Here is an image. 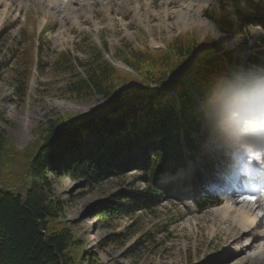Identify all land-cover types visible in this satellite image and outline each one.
Segmentation results:
<instances>
[{
  "label": "rangeland",
  "instance_id": "374dc122",
  "mask_svg": "<svg viewBox=\"0 0 264 264\" xmlns=\"http://www.w3.org/2000/svg\"><path fill=\"white\" fill-rule=\"evenodd\" d=\"M98 1L86 0L87 8L83 7L80 11L83 14L73 21V14L67 16L70 20L64 19L62 8L50 2L0 0V126L9 135L10 142L19 152L23 151L36 139L37 127L58 114H81L86 118L101 114L99 109L105 101L100 98L76 100L67 93L65 88L74 74L54 64L61 53H70L79 62H86L94 51L100 50L106 62L131 74L124 63L131 50L146 47L163 50L180 35L195 38L199 47L211 38L222 44L229 54H220L223 56L221 71L215 75L218 83L225 85L226 98L215 104L213 116L204 115L219 135H208L211 140L201 143L204 145L202 155H197V149L186 150L187 167L161 175L158 184L170 190L162 196L156 209L133 218L110 221L108 227L93 215L100 203L111 201L128 189L136 172L89 190L81 180L70 178L61 170L59 176L49 178L51 191L63 201L64 223L84 244L86 254H94L93 258L98 256L105 264H264V255L261 259L259 255L254 256L264 246L261 237L264 236V169L259 179L253 181L255 185H262L256 192L247 189L248 178L240 174L244 166L260 164L257 162L260 157L261 167L255 168V172L260 174L264 168V134L260 133L264 132V127L258 133L247 127V121H254L249 120L252 116L256 117L254 124L264 123V67L249 63L253 57L264 62V48L260 43L262 30L249 25V34L227 36L219 32L223 37L218 39L212 28L192 29L182 25L178 5H170L167 0ZM187 1L194 5L193 13L199 9L204 20L218 32L205 14L217 6L219 0ZM245 3L243 0L242 4ZM168 12L172 13L170 18H166ZM26 52L31 53L35 63L27 95L21 97L17 92L18 77L23 71L19 58ZM243 84L257 91L245 92ZM254 93L258 101L253 99ZM197 95L195 91L199 100ZM234 114L241 115L237 126ZM194 132L192 135L199 143L205 128ZM207 155L213 159L212 166L203 164ZM237 162L240 164L237 185L222 190L229 176L227 170ZM201 173L202 183L197 185ZM226 192L228 197L235 195L237 204L228 202ZM249 195H256L259 204L252 206L242 201V196ZM224 208L237 211V216L232 214L224 219L219 213ZM250 215L252 223L248 221ZM235 217L245 222L247 228L236 225ZM246 229L249 232L245 234ZM149 231L154 233V241L146 239L145 247L138 249L140 238ZM253 233L258 234V243L251 247L249 240ZM115 234L125 236L124 245L108 240Z\"/></svg>",
  "mask_w": 264,
  "mask_h": 264
},
{
  "label": "trees",
  "instance_id": "16d2710c",
  "mask_svg": "<svg viewBox=\"0 0 264 264\" xmlns=\"http://www.w3.org/2000/svg\"><path fill=\"white\" fill-rule=\"evenodd\" d=\"M242 1L219 0L205 18L227 36L249 34V25L258 27L264 48V2ZM197 44L195 38L180 35L163 50H131L124 60L131 74L106 62L100 50L86 62L67 52L58 56L54 64L74 74L65 88L70 97L100 98L106 104L99 116L58 114L48 119L20 152L0 126V264H105L86 254L84 244L64 223L63 201L51 191L49 179L61 170L89 190L136 172L128 189L98 205L93 215L104 227L156 209L169 192L158 184L161 175L185 165V150L199 153L200 143L219 135L204 115L213 116L215 104L226 98L225 85L215 75L221 71L220 54H229L211 38L201 47ZM19 59L23 71L17 92L26 97L35 59L30 52ZM249 63L264 67L255 57ZM201 127L205 135L198 143L192 134ZM205 160L212 166L209 155ZM153 236L147 232L136 247L141 250ZM123 237L115 234L108 240L124 245Z\"/></svg>",
  "mask_w": 264,
  "mask_h": 264
},
{
  "label": "bare ground",
  "instance_id": "6f19581e",
  "mask_svg": "<svg viewBox=\"0 0 264 264\" xmlns=\"http://www.w3.org/2000/svg\"><path fill=\"white\" fill-rule=\"evenodd\" d=\"M42 1L50 2L53 5L60 6L62 8V12L61 13L64 14V19H67L68 18L67 16H70V14H73V21L74 20H78L80 18L81 14H83L82 12H80L81 10H83V7L85 8V6H86V8H87V5L84 3V2H86V0H42ZM87 1L90 2V3H92V1H94V0H87ZM95 1H98V0H95ZM100 1H103V0H100ZM100 1H98V2H100ZM167 1H168V4H170V5L172 3L178 5V8H179V10L181 12V14H180V17L181 18L179 19V21L185 27H191L192 29L194 27L195 28H204V29H207V30L209 28H212L214 30L213 32L215 33V36H217L218 39L223 37V36H221L219 34V32H217V30L213 27V25L210 22H208L207 20H204V17L202 15V13L200 11H198L199 9L195 13H193V10H194L193 6L194 5L191 2H188L187 0H167ZM137 3H139V0H138ZM75 7H76V9H75ZM198 8H200V7H198ZM171 16H172V13H169V12L166 13V18L167 17L170 18ZM70 19L71 18L69 17L67 20H70ZM238 118L240 119L241 118V115H237V114H234L233 115V120L235 121L234 122L235 126L238 125V122H239V119ZM251 119H253L254 121H256V117H253L252 116V118H250L249 120H251ZM254 121L253 122L247 121V123H248L247 124V127L248 126L252 127V130L255 129V132L258 133V132H260L261 128L263 129L264 123L254 124ZM257 125H259L260 128L257 127ZM229 132H231V129L229 130ZM260 133H261V135L264 134V132H262V131ZM230 134H232V132ZM262 138H264V137H262ZM263 141H264V139L262 140V142ZM262 142H260V143H262ZM262 145H264V144H262ZM260 156H261V153H259V157ZM260 158H258L257 162L261 164ZM260 164H257L256 166L253 165V164H251L250 167H247L246 166L247 168L244 166L243 167V170L244 169L245 170L244 171L241 170L240 171V174L244 173L245 171H249V169H250V172L253 171V170H251V168H253V167L254 168H260L261 167V166H259ZM239 166H240V164L237 162V165H235L231 169H228L227 170L228 171L227 174L229 176H228V179H227V183H225L226 186L222 190H226L228 188H231V187H234V186L237 185V182L239 180L238 179L239 178V173H238L239 170L238 169H240ZM263 169L264 168H262L260 170V174L257 173L256 176L252 177L251 179H254V178H258L259 179V175H261V173H263ZM247 183H249V187H247V189L252 190L250 192H256L257 189H259V188L261 189V187H262V185H259V184H256L255 185V183H253L252 180H249ZM225 194H226L225 195V198L228 200L229 203H235V204H237V202L235 201V197H234L235 195L234 194H233L234 196L233 195L232 196L230 195V197H228V192H226ZM242 201L243 202H247V203L251 204L252 206H254L257 203L259 204V201L260 200L257 198L254 202H249V201H245V200H242ZM243 202H240V203H243ZM251 210L252 209H250V211ZM219 213L221 214V216H223L224 219L227 218V217L230 218V215H232V214L237 216V211H235V210L231 211L230 209H225V208L224 209H221V211ZM235 218L236 219H235L234 222L236 223V225H238V226H240L241 228H244V229L247 228L245 226V222L243 223V222H241L242 221L241 219H238L237 217H235ZM252 220L253 219H252L251 215L248 216V221L251 222ZM250 225H251L250 229L253 228V225L252 224H250ZM248 232H249V229H246L245 234L248 233ZM253 234H254V236H252L253 238H251L249 240V241H252L251 242V245H250L251 247H254V245H256L258 243L257 242V240H258L257 239L258 234H256V233H253ZM261 237L264 238V236H261ZM255 255H259L260 259L263 258V255H264V246L262 247V251L261 252H255L254 253V256Z\"/></svg>",
  "mask_w": 264,
  "mask_h": 264
},
{
  "label": "snow or ice",
  "instance_id": "6c2138e0",
  "mask_svg": "<svg viewBox=\"0 0 264 264\" xmlns=\"http://www.w3.org/2000/svg\"><path fill=\"white\" fill-rule=\"evenodd\" d=\"M241 199L249 202H254L257 199V196L256 195L242 196Z\"/></svg>",
  "mask_w": 264,
  "mask_h": 264
}]
</instances>
